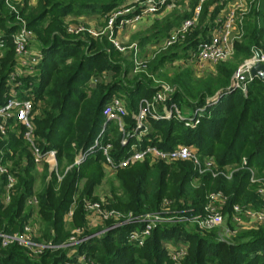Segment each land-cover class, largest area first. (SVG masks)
Masks as SVG:
<instances>
[{
    "label": "trees",
    "instance_id": "1",
    "mask_svg": "<svg viewBox=\"0 0 264 264\" xmlns=\"http://www.w3.org/2000/svg\"><path fill=\"white\" fill-rule=\"evenodd\" d=\"M124 1L35 0L34 6L26 2L21 11L28 27L41 41L43 52L39 76L32 87L36 99L34 108L38 109L40 102L43 103L35 113L34 141L42 153L55 150L57 167L48 172L45 164L41 174L43 186L36 192L35 163L29 142L24 138V127L15 117L12 123L6 124L7 137L0 133V160L5 161L1 157L3 154L12 156L11 172L16 183L8 191L7 204L4 206L0 202V231L22 232L36 211L39 234L36 235L32 228L33 235L37 243L51 247L34 255L13 243L0 250V264H77L80 255L86 259L84 264H264V225L240 228L230 240L220 238V230L215 228L200 232L196 225L194 229L188 227V219L203 211L209 191H221L226 196L224 210L228 213L230 229L233 228L231 210L234 204L264 209V201L251 183L255 172L264 180V83L253 77L239 80V84L245 82V90L241 85H231L238 65L250 57L253 47H261L264 43V0H260L258 10L253 8L246 15L243 36L233 44V57L217 63L215 73L195 78L191 69L184 68L173 71L170 76L160 75L174 86L164 101L166 106L174 104L182 113L204 107L199 122L189 127L175 117L155 119L148 116V128L139 139L132 136L137 128L134 116L141 100H150L160 88L154 83L153 73L157 74L166 63L183 57L184 51L207 38L220 5H215L214 0L204 1L198 23L185 37L182 47L155 53L145 61V70L126 84L123 77L133 69L131 54L128 61L106 39L70 35L62 24L67 15L103 17ZM197 2L191 0V6ZM173 14L171 18L165 17L167 20L162 25L155 19L147 33L139 37L138 47L159 40L190 15ZM7 18L10 15L4 1L0 0L1 26H5ZM13 61V48L8 41L5 56L0 60V104L5 100L4 81ZM104 70L115 73L112 80L97 83L86 92L89 77ZM21 79L26 86L31 78ZM218 91L219 98L215 99ZM116 92L124 96L125 133L107 122L99 137L100 144L90 149L105 122L102 108ZM156 107L161 111V105ZM14 130L21 131L19 136ZM124 135L128 138L125 144L121 143ZM107 140L111 142L110 155L114 161L124 157L133 144L140 149L155 146L162 150L182 144L195 147L202 158L212 157L218 168L233 164L235 170L227 177L211 171L198 173L190 161L150 163L145 159L119 169L115 177L117 184L110 182L109 194L100 197L95 193L104 175L101 162L105 157L100 145ZM80 152L85 153V158L75 164ZM196 177L197 183L194 182ZM7 181L6 175L0 176V198L6 191ZM32 199L37 202L35 209L28 204ZM86 201L98 203L104 211L117 210L125 216L159 215L161 219L144 242L136 245L129 242L128 233L138 227L137 224L126 222L113 227L116 223L113 218L101 220L95 212H88ZM69 212L70 220L66 219ZM70 237L77 242L69 249L61 246L71 242ZM168 241L174 244L170 246ZM179 250L183 254L174 259L170 251Z\"/></svg>",
    "mask_w": 264,
    "mask_h": 264
},
{
    "label": "built area",
    "instance_id": "2",
    "mask_svg": "<svg viewBox=\"0 0 264 264\" xmlns=\"http://www.w3.org/2000/svg\"><path fill=\"white\" fill-rule=\"evenodd\" d=\"M7 9V14L10 18L5 21V26L0 24V59L3 57L7 50V43H11L13 48L14 61L12 68L8 70L5 77L6 85V100L0 104V133L4 134L6 130V124L9 118L15 117L16 120L24 127V137L29 142L30 150L33 160L35 162L47 160L48 163L56 165L55 158L56 152L50 149L44 153L41 152L39 146L34 142L32 136L33 130V108H34V95L32 93V87L37 82L39 76V63L43 58V52L40 43H36L34 32L28 27L25 18L22 15V10L25 7V3L31 4L35 0H3ZM206 0H198V2L192 8L190 15L184 18L179 25L172 27L167 32L166 36L161 42L157 43L161 48H167L172 46L178 41H183L188 35L190 30L194 28L199 20L200 13L202 11V4ZM219 5L220 9L216 13L212 20V30L205 40L200 41L193 48H189L188 60L196 62H211L216 63L223 61L231 57L233 54L234 41L239 40L243 36V20L246 15L254 8L258 10L260 0H226L225 3L221 0H214ZM218 1L220 3H218ZM175 0H133L130 7H125L119 10L120 6L115 9L111 14H107L104 17L107 19L105 29L108 31L104 33L101 29H94L91 26H85L77 17L65 19V31L70 35L81 36L82 34H88L91 37H99L102 35H108L112 45L119 51L123 52L124 47H121L114 38L113 28L117 25H131L140 22L148 14H156L163 8H169L175 6ZM110 15V16H109ZM9 32V33H8ZM114 39V40H113ZM158 46V47H159ZM131 58L135 65H133V72L138 73L145 70V61L139 59V47L137 44H132L129 48ZM256 62L264 64V43L261 47H253L250 57L244 60V63L239 68L240 75H244L245 80H251L252 77L249 74V69ZM27 70V74L31 79L27 83H23L22 71ZM237 76V75H235ZM106 79L101 77H90L89 85L95 86L97 83L103 82ZM242 86L245 90V82L239 84L236 82L235 86ZM173 92V88L169 85H160L153 96V101L141 100L138 113L134 116L136 119L137 128L142 125V119L145 118L146 113L151 114L155 119L175 117L182 121L185 126L194 127L199 122V117L202 114L204 107L193 110L190 114L184 116L174 104L167 107L164 101ZM21 93V94H20ZM142 102L145 103L143 107ZM157 105H161V111L156 108ZM35 109V108H34ZM37 109V108H36ZM35 113V112H34ZM126 114L125 101L120 96H112L103 106L102 115L105 118L104 126L101 128L98 137L94 140V145L90 147L92 149L99 143V137L105 130V126L109 121H117L119 130L123 132L124 116ZM143 133V132H142ZM121 139V143L125 144L126 140ZM102 153L105 157L107 166L111 169L125 168L135 162H141L147 157L152 160L162 161L165 163H171L174 161H190L199 172L211 171L214 175L217 170V165L211 157H203L202 162L196 151V148L179 144L171 150H162L155 146H146L140 149L138 146L133 145L129 148L127 154L121 157L117 161H114L110 155L112 151V145L109 140L100 145ZM85 158V153H78L74 163L78 164ZM242 163L245 165L246 159H242ZM232 172L235 170L233 167ZM232 172L224 174L230 177ZM0 175H6L8 181L5 187V197L8 201V191L16 183V177L12 172L6 168L5 163L0 160ZM253 176V175H252ZM253 181V177L251 178ZM258 196L264 201V187L258 188ZM226 196L221 191H212L208 195L207 203L203 206V211L192 216L188 219L189 222L196 223V227L201 232L209 231L218 227L222 221V213L226 203ZM32 201H36L32 199ZM167 204V201L164 200ZM85 208L88 212H95L101 220H107L113 218L115 224L113 227L120 224L129 222L137 224L138 227L133 228L128 233L129 242L141 245L144 240L150 235L152 228L156 222L160 220L159 215H140L133 216L128 214L125 216L122 212L117 210L104 211L100 208V205L96 202L86 201ZM69 218V219H68ZM71 212L66 215V219L70 220ZM243 220L255 221L258 224H264V211L254 210L247 206H240L234 204L231 210V221L233 228L227 230L226 236L232 237L237 230L242 226ZM141 225V226H139ZM98 232L97 234H99ZM33 235L32 226L25 224L23 231L20 233H6L0 231V250L6 248L10 244L16 243L23 246L28 252L38 255L46 247H51L50 244H40L31 239ZM71 242H68V246H73L77 241L74 237H70ZM73 249V248H71ZM170 251L172 257L176 259L183 254L182 250L177 252ZM86 259L84 255L78 256L77 264H84Z\"/></svg>",
    "mask_w": 264,
    "mask_h": 264
},
{
    "label": "rangeland",
    "instance_id": "3",
    "mask_svg": "<svg viewBox=\"0 0 264 264\" xmlns=\"http://www.w3.org/2000/svg\"><path fill=\"white\" fill-rule=\"evenodd\" d=\"M181 1L182 0H175V6L173 7V6H171V7H169L168 9L167 8H165L164 9V11L163 12H165L161 17H160V25H162L163 24V22L164 21H166L167 20V18L168 17H172V16H174V12H175V10H177V6L179 5V6H183L182 5V3H181ZM133 1H131L130 2V0H125V3H123L121 6H120V8H119V10L120 9H122V8H125V7H130V4L132 3ZM34 4H35V2H32L29 6H34ZM116 9V8H115ZM115 9H113V10H111L110 12H109V14H111L112 12H114L115 11ZM99 16V15H98ZM110 16V15H109ZM168 16V17H167ZM67 17H69V18H75V17H73V16H70V15H67V16H65L64 18H63V20H62V24L64 25L65 24V19L67 18ZM82 17H83V15H81V16H78L77 18H78V20H80L85 26H91L92 28H94V29H101L104 33H106L108 30L107 29H105V24H106V18L103 16L102 17V19H97L92 25L91 24H88L87 23V21H85V20H83L82 19ZM165 17H167L166 19H165ZM142 22V21H141ZM141 22H137V23H135V24H131V25H122V26H119V25H117V27L115 26L114 28H113V34H114V38L116 39V42L121 46V47H124V51L123 52H121V51H119L117 48H115L114 46V48L121 54V56H123V57H126L127 59H128V57H130V50H129V48H130V46L132 45V44H138V39H139V37L140 36H142V34L144 35V34H146L147 33V31H148V29L151 27V24L153 23V18L152 19H149V20H145V21H143L142 23ZM46 23L47 22H45L44 23V26L46 25ZM177 26V25H176ZM174 27V26H173ZM172 29V28H171ZM170 29V30H171ZM170 30H168V31H170ZM33 31V30H32ZM167 31V32H168ZM34 32V31H33ZM119 32V33H118ZM121 32V33H120ZM120 34V35H119ZM167 34V33H166ZM166 34L163 36V37H161L159 40H156V41H153V42H150L149 43V46H151V47H146V45L148 44H146V45H144L143 47H140L139 46V48H140V56L138 57L139 59H142L143 61H146V60H149L155 53H161V52H163V51H165V50H171V49H173V50H179L182 46H181V43L183 42V41H178V42H176V43H174L172 46H170V47H167V48H161L159 45H157V43H159V42H161L162 41V39L166 36ZM34 36H35V40L37 41L36 43H40V45H41V41L37 38V35H36V33L34 32ZM73 36H75V35H73ZM77 36V35H76ZM81 37H87L88 39H94V40H100V41H102V40H104V39H106L108 42H110L111 43V41H110V38L108 37V35L106 36V35H102V36H99V37H96V38H94V37H91V36H89L88 34H82L81 35ZM114 40V39H113ZM159 46V47H158ZM188 51L186 50V51H184V56L183 57H181V58H177V59H175L173 62H171V63H166L165 65H164V67L156 74V73H153V75L152 74H150L151 76H153V79H154V83L156 84V86H160V85H163V84H165V85H169V86H171L172 88H173V90H174V86H172L170 83H168V82H166V81H164V80H162V77L160 76L161 74H168V76H170L172 73H173V71H176V70H182V69H186V68H189V69H191L192 70V72H193V76L195 77V78H198V77H203V76H206V75H209V74H213V73H215V65L217 64V63H219V62H226V61H229V60H231V58L233 57V55H234V48H233V54L231 55V57H229L228 59H226V60H223V61H219V62H216V63H211V62H207V64L206 65H204L203 64V66L201 65L202 64V62H196V61H188L187 63H186V61L188 60L187 58H188V53H187ZM252 52V51H251ZM252 54V53H251ZM148 55V56H147ZM4 56H5V53H4V55H3V57L0 59V60H2L3 58H4ZM251 56V55H250ZM132 59V58H131ZM177 60V61H176ZM185 60V61H184ZM128 61H129V59H128ZM133 61V60H132ZM179 61V62H178ZM183 61L185 62V63H183ZM244 63V61L242 62V63H240L239 65H238V67H237V69H236V71L241 67V65ZM133 65H135V63L133 62ZM236 71L234 72V74H233V77H232V81H231V85H233V86H235V84H236V82H239V80H241L240 78H238L237 76H234V75H236ZM115 75V73L113 72L112 73V71H107V70H104V71H102V72H100V73H98V74H93V75H91L92 77H101V76H103L106 80L104 81V82H107V81H111L112 80V78H113V76ZM134 75H137V73H135V72H133V69L131 70V72L129 71L128 73H126L125 74V76L123 77V80H124V82L126 83V84H130V82L131 81H133V79H134ZM242 75H243V73H242ZM245 75V74H244ZM243 75V76H244ZM116 76H117V74H116ZM115 78H117V77H115ZM244 78V77H243ZM232 82H233V84H232ZM5 81H4V85H5ZM23 83H25V81H23ZM92 87H94L93 85H91V86H88V85H86L85 86V89H86V92H89V90H90V88H92ZM5 88H7L6 87V85H5ZM155 95V94H154ZM113 96H120L121 98H123L124 99V96L122 95V94H120V92H116V93H114V95ZM6 97H7V95L5 96V100H6ZM40 100V99H39ZM38 100V101H39ZM144 100H147L148 102H152L153 101V96H152V98L149 100V99H144ZM34 102H36V99H34ZM40 102V101H39ZM41 103V102H40ZM141 104H143V107L145 106V103L144 102H142ZM157 108V107H156ZM38 111V109H34L33 108V111H32V114H33V117H34V119L32 118V123H33V130H32V136H33V139H34V130H35V124H34V120L36 119V117H37V115L35 114L36 112ZM35 112V113H34ZM187 114H184V116H186ZM148 116H150V117H152V115L151 114H148V113H146V115H145V118H143L142 119V125L140 126V129L141 128H143L142 130H140L139 132H137V129H135V131H134V134H132V136L134 135V136H136V138H137V136L140 138L141 136H142V132H144L147 128H148V121H147V117ZM152 118H154V117H152ZM12 119V121H10ZM168 119V118H167ZM177 119V118H176ZM14 121V117H11V118H9V120L7 121V123L8 122H10V123H12ZM110 123L109 124H111V123H113L112 125H115L117 128H119V125H118V122L117 121H109ZM108 124V125H109ZM104 126V123L102 124V127ZM108 127V126H107ZM105 128H106V126H105ZM9 130V129H8ZM8 130H7V128H6V130H5V132H4V137H7V134H8ZM119 130V129H118ZM138 130H139V128H138ZM14 132H15V134H16V136H19V134H20V130H14ZM123 133H125L124 132V127H123ZM127 135H124L123 137V140H126V142H128V138L126 137ZM25 138V137H24ZM111 139H113V136H112V138ZM35 142V141H34ZM30 145V144H29ZM192 148H195V147H193V146H191ZM29 149H30V146H29ZM11 153V152H10ZM1 157H3L4 159H5V161H3L4 163H5V166H6V168L7 169H9L10 171H11V169H12V166H13V158H12V156H6V155H2ZM76 157H77V155H76ZM76 157H75V159H76ZM199 158H200V162H202V160H203V158L202 157H200L199 156ZM212 158V157H211ZM146 159H148L149 160V162L150 163H154V162H156V160H152L151 158H149V157H147ZM213 159V158H212ZM214 160V159H213ZM34 161V160H33ZM55 162H56V165H53V163H48L47 162V160L46 159H44V160H42V161H39V162H35L34 161V163H35V170H37V173H40V174H42V172L44 171V167H45V164H47V167H48V172H51L52 170H55L56 169V167H57V160H56V158H55ZM158 162V161H157ZM215 162V161H214ZM62 163H64V160L62 161ZM138 162H135V163H133V164H130L128 167H130V166H132V165H134V164H137ZM78 164H80V161H79V163ZM101 164H102V168H103V173H104V175H103V177H102V180H101V183L98 185V186H96V189H95V193H98V195L100 196V197H104L105 195L107 196L108 194H109V190H110V182H112L113 184H117V180L115 179V177H116V172L119 170V169H123V168H117V169H111L110 167H108L107 165V163H106V161H105V159H104V161H102L101 162ZM193 164V163H192ZM243 164V163H242ZM37 166H39L38 168H36ZM235 165H233V164H229V165H226V166H223L222 168H218L217 167V170L215 171V175H218V174H229L230 172H232V168L234 167ZM195 167V166H194ZM69 168V167H68ZM40 171H39V170ZM59 171L61 170V166H59ZM196 170H197V168H196ZM58 171V170H57ZM58 171V172H59ZM197 172L198 173H203V172H199L198 170H197ZM255 172V171H254ZM252 177H253V181L251 180V183H253V185L254 186H256V189H258V188H263L264 187V180H261L262 178L261 177H259L257 174H256V172L253 174L252 173ZM1 176V175H0ZM37 178H39V181H37L36 179ZM37 178L35 179V183H34V190L36 191V192H38L41 188H42V184H43V182L41 181V179H40V177H39V175L37 176ZM58 178L60 179L61 178V176H59L58 175ZM197 180H198V177H196V178H194V182L195 183H197ZM84 181V179H82L81 180V182H80V186L82 185V182ZM211 192L212 191H209V192H207V194H206V196H205V202H204V206L206 205V203H207V199H208V195L209 194H211ZM0 202L1 203H3L4 204V206L7 204V199H6V197H5V193L4 194H2V196H1V198H0ZM28 204H30L32 207H34V209L35 208H37V202L36 201H32V200H30V202L28 203ZM37 210V209H36ZM263 211H264V209H262ZM222 221L220 222V224L218 225V227H216L215 229H217V230H220V233H219V235H220V238H223V239H225V240H230L231 239V237L229 238V237H227L226 236V233H227V230H230V227H229V225H230V222H229V220H228V213H226L225 212V210L223 211V213H222ZM69 219V218H68ZM67 222V221H66ZM244 222H248V224H250V225H248L247 226V228H249V229H251V228H257L259 225H264V224H258L257 222H255V221H249V220H243V223ZM243 223H242V226H243ZM195 224L196 223H193V222H188V227L190 228V229H194V226H195ZM233 224V223H232ZM26 225L28 226H32V228L34 229V230H37V232H38V228H39V221H38V216H37V213H36V211H34V213H33V215H31V218H30V220L26 223ZM242 226L240 227V228H242ZM240 228H239V230H240ZM243 229H246V228H243ZM200 231V230H199ZM201 232V231H200ZM31 239L33 240V241H35V242H37L36 241V237H32L31 236ZM169 242V244H170V246H172L173 244H174V242H172V241H168ZM173 243V244H172ZM61 246H63V247H69L68 246V242H66L65 244H61ZM69 249V248H68ZM70 250H73L74 251V249H70ZM262 253L264 254V250L262 251Z\"/></svg>",
    "mask_w": 264,
    "mask_h": 264
},
{
    "label": "crops",
    "instance_id": "4",
    "mask_svg": "<svg viewBox=\"0 0 264 264\" xmlns=\"http://www.w3.org/2000/svg\"><path fill=\"white\" fill-rule=\"evenodd\" d=\"M131 1H133V0H130V2ZM225 1L226 0H221V2H224L225 3ZM123 3H125V1L123 2ZM181 3H182V5L183 6H177V10H175V12L177 13H179V14H181V15H183V14H190V12H191V10H192V8L194 7V5L193 6H191V0H182L181 1ZM218 3H220L219 1H218ZM216 4H217V2H216ZM220 5V4H219ZM164 9L165 8H163V9H161V10H159L156 14H148V15H146L141 21L143 22V21H145V20H149V19H152L153 18V21L155 20V19H160V17L165 13V12H163L164 11ZM82 19L83 20H85V21H87V23L88 24H93L97 19H102V16H98L97 14H91V15H83V17H82ZM263 19H264V13H263ZM140 21V22H141ZM141 22V23H142ZM119 33V32H118ZM121 33V32H120ZM120 35V34H119ZM146 47H151V46H149V43L146 45ZM139 56H140V48H139ZM148 56V55H147ZM177 61V60H176ZM185 61V60H184ZM183 61V63H185ZM179 62V61H178ZM188 61H186V63H187ZM203 64L204 65H206L207 64V62H203L201 65L203 66ZM27 70H23L22 71V77H24V78H27L28 76H31V75H28L27 74V72H26ZM91 77V76H90ZM90 77H89V79H90ZM31 78H32V76H31ZM89 79H88V81H87V84L86 85H88V86H90L89 85ZM93 88V87H92ZM92 88H90V90L92 89ZM90 90H89V92H90ZM88 92V93H89ZM39 108H38V111L40 110V108H42V106H43V103L41 102L39 105ZM191 113V110L190 109H187L186 110V112H185V114H190ZM137 138L139 139V137L137 136ZM133 145H136L137 146V144H133ZM132 145V146H133ZM39 166H37L36 168H38ZM68 168V167H67ZM39 170V169H38ZM40 171V170H39ZM35 175H36V178H37V176L39 175V177H40V179H41V181H42V178H41V174L40 173H37V170H35ZM48 179V177H46V180ZM37 181H39V178H37L36 179ZM43 185V184H42ZM97 195H98V193H96ZM100 195V194H99ZM248 225H250V224H248V222H244L243 223V226H242V228H247V226ZM35 231V234L36 235H38L39 233L37 232V230H34Z\"/></svg>",
    "mask_w": 264,
    "mask_h": 264
},
{
    "label": "water",
    "instance_id": "5",
    "mask_svg": "<svg viewBox=\"0 0 264 264\" xmlns=\"http://www.w3.org/2000/svg\"><path fill=\"white\" fill-rule=\"evenodd\" d=\"M239 69L236 71V75L238 78L242 79L244 76L238 74ZM249 74L250 76L253 77H258L263 83H264V64L260 62H256L254 65H252L249 69ZM235 76V75H234ZM233 84V82H232ZM219 91L216 92L214 98L218 99L219 98Z\"/></svg>",
    "mask_w": 264,
    "mask_h": 264
}]
</instances>
